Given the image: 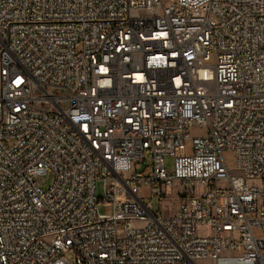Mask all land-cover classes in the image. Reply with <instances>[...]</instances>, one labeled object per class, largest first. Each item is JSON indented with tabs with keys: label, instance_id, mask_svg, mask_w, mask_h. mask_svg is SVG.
Returning a JSON list of instances; mask_svg holds the SVG:
<instances>
[{
	"label": "built area",
	"instance_id": "obj_1",
	"mask_svg": "<svg viewBox=\"0 0 264 264\" xmlns=\"http://www.w3.org/2000/svg\"><path fill=\"white\" fill-rule=\"evenodd\" d=\"M0 264H264V0H0Z\"/></svg>",
	"mask_w": 264,
	"mask_h": 264
},
{
	"label": "rangeland",
	"instance_id": "obj_2",
	"mask_svg": "<svg viewBox=\"0 0 264 264\" xmlns=\"http://www.w3.org/2000/svg\"><path fill=\"white\" fill-rule=\"evenodd\" d=\"M201 132H202V130L200 128H195V129H193L192 133H201ZM165 163H166V167L168 169L172 168V158L167 157L165 159ZM36 181L41 188L45 189L52 182V174L49 172L45 175L37 177ZM219 185H223V183H219ZM96 187H97L98 197L102 198L103 197L102 183H98ZM175 197H176V188H173L170 195L165 196L164 197L165 200H163L162 202L160 201L159 197H154L153 199H149L148 197H144V201L146 203L150 202L152 204V210L154 212L158 211V210H162L163 215H170L176 209ZM98 210H99L100 214H110L112 212L111 205H107V204H105V202H103L99 205ZM132 223L135 226L139 225L138 221H132ZM203 232L204 231H202V229H198L199 235L202 234ZM72 259H73V256L69 255L68 260L71 261Z\"/></svg>",
	"mask_w": 264,
	"mask_h": 264
}]
</instances>
